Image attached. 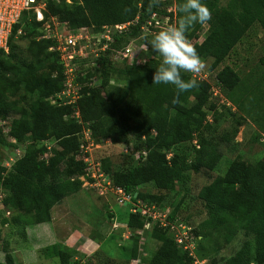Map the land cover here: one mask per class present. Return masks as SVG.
I'll use <instances>...</instances> for the list:
<instances>
[{"label":"trees","instance_id":"trees-1","mask_svg":"<svg viewBox=\"0 0 264 264\" xmlns=\"http://www.w3.org/2000/svg\"><path fill=\"white\" fill-rule=\"evenodd\" d=\"M169 2H47L44 17L51 14L71 30L90 27L98 32L103 25L134 23L122 34L113 36L114 43L100 53L96 67L82 69L77 79L82 96L72 105L49 101L63 89V67L57 54L49 51L52 41L40 39L43 21H36L33 15L30 21L24 17L14 26L9 49L20 29L24 30L25 36L31 33L29 30L33 26L32 35L39 39L30 41V49L37 51V56L30 62L0 50V121L9 122L6 135L0 126V145L7 144L9 138L17 142L31 141L9 171L2 166L4 158L0 154V189L5 192L2 203L13 214L5 218L0 212V235L12 225L26 227L49 222L52 209L80 191L83 183L79 178L85 174L80 146L87 130L94 142L130 134L140 140V147L133 150L146 152V157H140L125 172L113 171L107 158L98 159L101 170L113 186L123 188L127 193L134 194V188L148 183L168 191L182 183L186 171L215 169L221 160V152L209 137L202 134L209 129L207 112L215 114L216 107L224 98L233 101L232 97L241 84L234 71L224 66L214 74L212 82L209 81L212 77L196 81V88L177 97L174 86L153 84L155 70L162 59L153 57L144 63L135 60L128 64L126 61H114L111 55L112 50L124 49L130 42L140 45L141 41L137 39L143 33L141 27L153 14H166ZM182 2L176 0L174 3L178 22L182 15ZM203 3L212 16L208 33L200 44L193 45L199 29L197 23L188 31L187 38L203 62L211 61L213 69L223 62L253 23H258L264 31V0H229L218 10H215L218 0H203ZM145 55L149 58L153 52L150 49ZM259 62L264 70V55ZM114 78L125 81V85L121 88L111 86ZM182 78L193 80L190 73H182ZM212 89H217L216 96H213ZM258 90L259 84L256 83L254 91ZM261 96L264 99V91L260 92ZM240 98L239 95L238 101ZM190 100L194 102L192 106H188ZM76 108L80 119L74 117ZM235 134L236 131L225 132L222 141L229 144ZM195 135L200 136L198 148H193V157L188 164L181 147ZM50 141L55 142L56 148L47 149ZM170 151L172 155L168 156ZM136 197V200L146 198L142 194ZM197 197L206 208V217L192 229L199 238L196 239L197 257L203 259L200 234L223 230L229 242L238 231H243L248 239L233 255L223 259V264H264V162L252 164L236 158L223 175L202 187ZM127 214L126 226L134 237L128 256L130 264L139 256L136 231L143 228L144 219L138 214ZM172 215L176 214L173 212ZM180 217L188 222L185 217ZM149 236L157 240L158 246L150 258L140 256L142 264L192 263L188 254L181 251L164 229L154 227ZM53 255L58 264H71L72 259L74 264H90V259L84 256L78 260L79 252L64 247H58ZM0 264L15 263L13 257L5 252Z\"/></svg>","mask_w":264,"mask_h":264},{"label":"rangeland","instance_id":"rangeland-1","mask_svg":"<svg viewBox=\"0 0 264 264\" xmlns=\"http://www.w3.org/2000/svg\"><path fill=\"white\" fill-rule=\"evenodd\" d=\"M175 1L170 0L166 14L157 16L160 19L162 29L178 23ZM228 2L229 0H218L215 10L225 7ZM167 13H171L172 16H168ZM33 15L32 13L29 15V21ZM52 17L53 15L51 14L47 15L46 18L43 16L44 20L40 26L41 29L43 25H48L51 22ZM210 17L211 20L212 16L210 15ZM29 21H27V24H29ZM209 21L204 24L198 23L199 29L192 42L193 45H198L206 37ZM32 27L29 30L31 33L25 36L24 30L20 29V33L17 34L11 48L8 49L10 55L13 54L17 59L27 62L32 61L37 56V51L30 49V41L39 39V37L32 35L34 34ZM159 31L161 30L157 32ZM157 32L151 31L137 39L141 41V44L136 45L139 48L135 47L134 49L133 47V49L134 53H138V49L144 51L140 52L141 54L138 58L140 61H146L153 57L158 60L162 59L158 53L152 50L149 43ZM150 49L153 52V56L146 58L145 53ZM263 55L264 31L258 23H253L240 42L235 45L217 68H211L210 60L204 61V68L198 73L199 78L200 74H205L206 80L212 77L209 80L212 82L214 74L224 66H228L241 81L239 89L232 97L237 104L224 98L216 107L215 114L207 112L206 123L209 125V129L202 135L209 137L217 145L222 155L221 160L213 171H186L182 183L176 184L173 189L168 191L157 189L153 183L134 188L136 194L146 196V198L140 199L143 203L148 205L155 204L159 208L167 206L171 209V213L174 212V215L185 217L192 228L196 227L206 217V208L197 197L202 187L208 185L215 177L223 175L229 164L236 158L252 164L259 161L264 162V99L262 96L260 97V92L264 91V70L259 62ZM125 83L123 80L114 78L110 85L121 88ZM256 83L259 84L258 91H254V84ZM239 95L241 98L238 101ZM193 103L190 100L188 106H192ZM214 115L216 116L215 120ZM7 122L6 126L3 127V131H8L9 129V122ZM233 131H236L233 140L229 144L224 143L222 141L224 133H232ZM4 133L6 135L7 132ZM199 139L200 136L195 135L191 141L181 147L188 164L193 157V148H198ZM11 140L13 139L11 138ZM11 140L9 138L7 144L0 145L1 157L4 159L21 158L31 141L26 139L23 142L15 141L13 143ZM139 142L140 140H137L134 134L104 139L94 142V146L89 152L92 159L107 158L113 171L125 172L137 162L135 153L131 152L130 146L138 149L140 147L138 145ZM34 146L38 147V145ZM47 146L56 148L54 141H50ZM171 155L172 151L169 152L168 156ZM127 213L128 207H122L112 197H98L84 181L79 192L65 198L52 209L49 222L39 226L30 225L23 227L21 225V227L12 225L4 230L0 235V262L3 261L6 252L13 257L15 264H58V260L53 254H55L58 247L71 249L64 243L72 231L83 230L78 236L79 240L85 241V244L92 243L91 246L95 247L96 243L93 244V240H90V238L95 237L98 233L93 227H96L98 223L102 227L106 224L109 226L112 217L116 220L114 222H126ZM11 215L13 214L11 213ZM86 224L90 225L91 228H84ZM116 227H118L117 224ZM127 230L129 231L128 235L126 233ZM104 231L103 234H106V226ZM124 233L128 237L127 240L123 237ZM132 233L128 227H120L116 234H112V236L111 234L108 236L103 235L102 239H100L99 248L89 258V263L129 264L128 256L132 251L134 242V237L131 236ZM141 236L147 239V248L143 256L150 258L158 246V242L155 238L150 237L147 232H144ZM200 238V254L206 264H211L212 262L223 264V259L233 255L240 248L243 241L248 239L243 231H238L227 242L226 233L223 230L202 233ZM123 239L126 241L125 243H122L124 242ZM79 254L78 260L81 257L83 259L85 254L80 252ZM74 261L72 259L71 264H74ZM81 262H85V260Z\"/></svg>","mask_w":264,"mask_h":264},{"label":"built area","instance_id":"built-area-1","mask_svg":"<svg viewBox=\"0 0 264 264\" xmlns=\"http://www.w3.org/2000/svg\"><path fill=\"white\" fill-rule=\"evenodd\" d=\"M48 1L59 2L61 0H0L1 51L4 53L8 52L13 28L22 18L26 17L29 19V15L32 13L35 15L36 21H43ZM64 1L66 3H71V0ZM157 16V14H153L146 24L141 27V31H143L141 36L151 31L157 32L158 30H163L160 25V19L157 18ZM51 19L48 25H43L40 39L52 41L49 51L57 54L60 64L63 67V89L53 97H50L49 101L52 104L56 102H61L65 105L76 104L82 96L81 85L77 82L78 75H80L82 69L96 67V60L100 53L107 51L114 43L113 36L122 34L124 31L128 30L130 26L134 25V23L103 25L100 31L94 32L90 27H81L71 30L66 23L59 22L56 17H52ZM19 33L20 30H18L17 34ZM135 43V41L130 42L124 49L118 51L112 50L111 55L113 60L116 62L126 61L128 64H132L135 60L140 63L146 62L138 59L139 55L144 52L143 50L138 49L137 51L139 52L134 53L135 47L139 48ZM190 74L195 81L206 80L205 74H200V78L198 73ZM82 75H84L83 72ZM212 94L216 96L217 89H212ZM74 117L80 119L78 108H76ZM6 122L7 121H0V125L5 127ZM4 132L8 133L9 129L8 131L4 130ZM83 135L84 142L81 144L80 149L83 151L82 160L85 163V174L79 179L82 183L85 181L88 187L93 190L98 197H112L122 207H128V212L130 214H138L144 219L143 228L136 231L137 239L139 240V256L131 260L130 264H142L140 256L144 257L143 255H145L144 252L147 248V239L141 235L144 232L150 233L154 227L164 229L168 232L181 251L186 252L192 259L191 264H206L196 255V239L198 237L192 232L193 228L190 224L178 215L173 216L171 209L167 206L159 208L155 204L148 205L141 200H136V193H127L123 188L113 186L108 176L101 170V162L98 159L91 158L89 151L94 146V141L91 138L89 130L85 131ZM11 142L15 143V140L13 139ZM47 149L49 150L48 146ZM130 149L131 152L135 153L137 160L140 157H146V152H134L131 146ZM46 156L47 154H44V157ZM18 159L19 158L4 159L2 161V166L9 171L11 170V166ZM4 198L5 192L0 189V212L3 217L8 218L11 214L2 203ZM5 227H7V225ZM113 228H117L116 224H113Z\"/></svg>","mask_w":264,"mask_h":264},{"label":"clouds","instance_id":"clouds-1","mask_svg":"<svg viewBox=\"0 0 264 264\" xmlns=\"http://www.w3.org/2000/svg\"><path fill=\"white\" fill-rule=\"evenodd\" d=\"M180 12L182 15L177 24L157 32L149 42L152 50L162 57L155 70L153 84L174 86L177 97L198 86L195 80L183 79L182 73H199L204 68V62L187 38V33L195 24H204L211 18L203 0H183Z\"/></svg>","mask_w":264,"mask_h":264},{"label":"crops","instance_id":"crops-1","mask_svg":"<svg viewBox=\"0 0 264 264\" xmlns=\"http://www.w3.org/2000/svg\"><path fill=\"white\" fill-rule=\"evenodd\" d=\"M114 220L115 219H113V217H112V219L110 220V224H109V226H107V224L106 225H104V227H102L101 225H99V223H98V225H96V227L94 226H92L93 227V229L98 233V234H96V236L95 237H93V238H90V240H93L92 242H93V244L94 243H96L95 244V247L94 246H91V244L89 243V244H85V241H80L79 240V238H78V236H79V234H80V232H82L81 230H79V231H77V230H74V231H72L71 233H70V235H69V237L67 238V241L64 243L67 247H69V248H71L72 250H75V251H77V252H80V253H83V254H85V258L86 259H89L93 254H95L96 252H97V250H98V248H99V245H100V239H102V237H103V235H110L111 234V236H112V234L114 235V234H116V232H117V230H119V228L120 227H124V228H127V226H126V222L124 221V222H121V221H118V222H114ZM52 221H53V218H52ZM116 221V220H115ZM117 224V228L116 229H114L112 226H113V224ZM39 225H41V224H39ZM38 225V226H39ZM105 226L107 227V233L106 234H103L105 231H104V228H105ZM84 228H91V226L90 225H88V224H86L85 226H84ZM126 233H127V235L129 234V231L127 230L126 231ZM126 233H124L123 234V237H124V239L125 240H127L128 239V237H127V235H126ZM111 238V237H110ZM123 239V241L124 242H122V243H125L126 241ZM70 242V243H69ZM91 248V249H90Z\"/></svg>","mask_w":264,"mask_h":264}]
</instances>
